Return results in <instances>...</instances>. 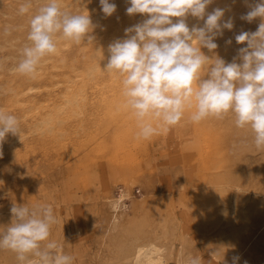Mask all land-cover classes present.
<instances>
[{"label":"rangeland","instance_id":"rangeland-1","mask_svg":"<svg viewBox=\"0 0 264 264\" xmlns=\"http://www.w3.org/2000/svg\"><path fill=\"white\" fill-rule=\"evenodd\" d=\"M24 2L0 0V109L20 120V135L9 133L0 143V231L10 226L14 204L43 202L59 221L50 239L74 264H131L134 252L149 246L159 250L157 264H178L188 255L202 264H233L237 256L236 264H264V149L252 144L250 130L236 128L231 114L196 124L186 112L167 133L137 139L122 78L101 67L108 46L149 17L128 15L129 0H110L111 16L99 0H60L63 10L89 13L94 40H59L58 52L42 60L32 79L10 70L28 43L29 19L45 0H32L21 16ZM256 2L213 0L204 19L223 9L221 25L231 19L233 27L222 28L215 50L202 52L242 63L238 50L247 42L235 37L264 22L241 18ZM184 19L191 28L205 21ZM5 25L15 29L9 36ZM41 119L50 120L42 125ZM121 192L129 197L126 208L114 212L109 202ZM0 264H17L15 253L0 250Z\"/></svg>","mask_w":264,"mask_h":264},{"label":"clouds","instance_id":"clouds-1","mask_svg":"<svg viewBox=\"0 0 264 264\" xmlns=\"http://www.w3.org/2000/svg\"><path fill=\"white\" fill-rule=\"evenodd\" d=\"M212 2L129 0L128 15L144 14L149 18L125 29L127 38L108 46L110 55L104 71L122 78L123 106L137 122V139L150 140L167 133L186 112L190 113L189 121L196 124L231 114L235 127L250 130L252 144L257 150L264 149V22L256 32L236 35L237 43L247 42V47L238 50L242 63L235 58L231 63L215 55L209 58L201 49L215 50V38L222 35V28L232 29L231 19L221 25L224 10L217 8L207 14L203 27L190 29L184 18L190 14L204 19ZM99 3L105 16L116 11V4L110 0ZM32 8V0H25L18 14H28ZM257 17L264 21V0H257L241 18L251 22ZM172 18L179 19L173 23ZM93 28L88 12L70 13L63 10L60 0H45L29 19L28 43L10 71L35 79L42 60L58 52L59 40L79 45L87 39L90 43L94 40L90 35ZM14 30L5 25L3 34L9 36ZM9 133L20 135V120L0 109V143ZM128 198L121 192L109 202L112 210L118 212ZM11 213L10 226L0 231V250L15 253L17 264H74L75 257L50 239L53 225L59 222L50 203L37 202L31 207L14 204ZM113 223H117L115 217ZM157 260L156 249L149 246L139 250L136 264H157ZM238 260L234 257L233 264ZM202 261L201 257L188 255L183 264Z\"/></svg>","mask_w":264,"mask_h":264},{"label":"bare ground","instance_id":"bare-ground-1","mask_svg":"<svg viewBox=\"0 0 264 264\" xmlns=\"http://www.w3.org/2000/svg\"><path fill=\"white\" fill-rule=\"evenodd\" d=\"M174 19H175V18H174ZM174 19H173V20H174ZM176 19H177V18H176ZM198 20H199V19H198ZM204 20H205V19H204ZM199 21H200V20H199ZM173 22H174V21H173ZM196 22H197V21H196ZM189 23H190V22H189ZM201 23H202V24H201L202 26H200V27H203V26H204L203 21H202ZM197 24H198V23H197ZM190 25H191V24H190ZM191 26H192V25H191ZM194 26H197V25L195 24ZM197 27H198V26H197ZM189 28H191V27H189ZM106 51H108V50H106ZM103 52H104V51H103ZM104 54H106V53H104ZM94 57H95V56H94ZM95 58H96V57H95ZM99 59H100V58H99ZM105 61H106V60H105ZM97 62H98V61H97ZM97 62H96V63H97ZM91 63H92V62H91ZM96 63H95V64H96ZM103 63H104V62H103ZM103 63H102V65H101V67H105V65H104ZM87 64H88V63H87ZM95 64H93V65H95ZM82 65H83V64H82ZM88 65L90 66V64H88ZM88 65H86L84 68H85V69H88V68H86V67H89ZM98 66H99V65H98ZM90 67H92V66H90ZM90 67H89V68H90ZM96 67H97V65H96ZM95 69H97V71H98V68H95ZM95 69H94V70H95ZM99 69H100V67H99ZM84 71H85V70H84ZM84 71H83V72H84ZM91 73H93V72H91ZM85 75H86V73H85ZM86 76H87V75H86ZM66 98H67V97H66ZM67 100L69 101V99H67ZM68 103H69V102H68ZM61 111H62V110H61ZM51 118H52V117H51ZM41 120H42V119H41ZM49 120H50V119H48V120H47V119H46V120H42V121H41L42 125H43V124H44V125H45V124H48V121H49ZM37 126H38V125H37ZM116 198H117V197H116ZM114 200H115V199H114ZM114 200L112 199L111 201H114ZM143 248H145V247H143ZM156 251H157V255H158L159 250L156 249ZM138 252H139V248H138V250H136V251L134 252V254L132 255L131 264H136V258H137ZM157 262H158V260H157ZM177 262H178V264H183V262H180V261H177Z\"/></svg>","mask_w":264,"mask_h":264}]
</instances>
